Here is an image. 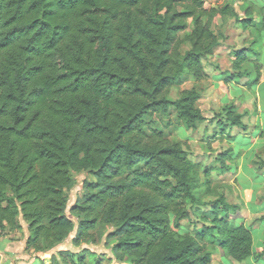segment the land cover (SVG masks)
<instances>
[{
  "label": "trees",
  "instance_id": "obj_1",
  "mask_svg": "<svg viewBox=\"0 0 264 264\" xmlns=\"http://www.w3.org/2000/svg\"><path fill=\"white\" fill-rule=\"evenodd\" d=\"M226 14L204 0H0L2 235L21 233L25 224V250L46 255L74 232L79 248L112 227L105 241L114 264H211L215 250L231 264L262 261L264 249L255 255L240 207L224 196L199 217L201 230H181L191 208L203 204L196 192L202 164L156 127L171 110L187 131L207 122L197 105L202 89L169 95L208 78L204 62L220 45L212 25ZM261 18L239 23L259 37L264 12ZM189 21L193 28L182 38ZM249 55L260 53L236 51V73L222 74L226 84L245 77L246 86L259 84V61L253 79L243 69ZM246 114L225 105L221 123L247 130ZM81 172L93 180L83 181L69 208ZM203 175L209 184L210 169ZM91 253L60 250L51 261L88 264Z\"/></svg>",
  "mask_w": 264,
  "mask_h": 264
},
{
  "label": "rangeland",
  "instance_id": "obj_2",
  "mask_svg": "<svg viewBox=\"0 0 264 264\" xmlns=\"http://www.w3.org/2000/svg\"><path fill=\"white\" fill-rule=\"evenodd\" d=\"M204 1L207 9H227V14L223 17H216L212 25V29L220 38V45L215 50L213 56L204 62L208 78L197 84L193 80H188L182 86L172 89L169 98L176 100L182 91L192 89L195 86L202 89L203 97L197 105L208 120L206 123L200 125L197 130L187 131L177 120L174 111L171 110V119L160 120L158 122L159 117H157L158 124L156 127L163 129L171 141L181 142L193 162L202 164L196 192L203 204L191 208V220L183 221L181 223V230L192 234L201 230L204 222L199 217L210 211L211 204L214 201L224 196L228 204L238 205L240 207L239 216L241 217V222H245L246 226L252 231L254 235L255 255H258L263 251L260 244L264 241V213H255V208L253 209V207L243 205L238 201L239 189L244 190L249 186L257 188L259 186L258 184L263 180L257 176L252 177L250 175L248 162L253 158L252 154L254 155L252 148L255 147V140L258 139L259 141L257 147H264V133L262 132L264 128L259 127V129H255V126H259L260 124L259 116L264 120V110L261 115L255 116L253 119L251 117L256 111L254 112V109L252 110V116L244 120L247 130L239 127H231L230 125L224 126L221 121L225 119L222 115V109L225 105L233 103L241 105L240 108H242V100L236 99V82L231 84L224 82L226 74L236 73L233 70L235 60L233 55L236 51L249 48L258 50L260 53L259 57L253 58L252 55H249L248 57L251 61L246 62L243 69L251 71V79H253L255 77L253 60L255 59L262 64V75L264 74V30L261 32L259 38L255 29L249 28L245 30L239 23L243 19H253L256 24L261 23V14L264 12V0ZM247 9L253 10L251 16L245 14ZM192 28V21H189L188 30L180 34V36L184 38L185 35L191 32ZM188 49L189 45L185 44L182 51L184 52ZM224 73L225 75H222ZM247 81L248 78L245 77L241 79L240 83L243 84ZM260 99L264 107V88L262 89ZM220 115L222 116L220 117ZM169 121L171 125L165 127V123ZM222 155L223 157L221 158ZM261 156L258 155V160L254 163L261 164L264 161V151L261 153ZM244 158L245 161L243 162L245 164L242 162ZM241 162L242 165H245V168L241 176L238 177L236 174ZM205 168L210 169L209 177L211 182L209 184L204 179L203 172ZM227 168L230 169L228 172H226ZM75 177L77 185L69 192V208L81 195L83 181L85 179L93 180L92 176L87 172L78 173ZM260 197L262 201L264 194H260ZM262 209L264 211V206H262ZM67 213L77 222L69 210ZM111 231H113L112 227L102 228L100 232H97L95 241H87V243L82 244L79 248L75 247L72 242L76 234L74 232L69 240L55 249L51 254L42 255L33 253L36 256L33 264H52V256L56 255L60 250L79 253L85 249L92 252L86 258L88 264H114L111 260L113 257L111 246L105 241L107 234ZM100 233L102 234V238H99ZM15 237L19 238L17 235ZM17 263H26V261L19 259ZM211 264L231 263L224 257L220 250H215ZM241 264H264V259L258 261L253 257Z\"/></svg>",
  "mask_w": 264,
  "mask_h": 264
},
{
  "label": "crops",
  "instance_id": "obj_3",
  "mask_svg": "<svg viewBox=\"0 0 264 264\" xmlns=\"http://www.w3.org/2000/svg\"><path fill=\"white\" fill-rule=\"evenodd\" d=\"M243 79V78H242ZM241 80L239 83L236 82V99L242 100V108L241 105L238 106V112L240 114L247 113L244 120L252 116V110L254 109V115L251 117L252 119L255 116H259L263 113L264 107L261 102L262 89L264 88V74L262 75V79L257 85L246 86V83L241 84ZM260 124L259 126H255V129L264 128V120L259 116ZM243 120V121H244ZM256 120V119H255ZM264 133V131H262ZM258 139L254 141L255 147L252 148L253 158L248 162V169L250 170V175L257 176L262 178L261 182L258 184L259 186L253 188V186H249L246 189H239V203L255 208V213H264L262 206H264V199L260 200V194H264V166L261 164L254 163L257 161L258 155L260 157L261 153L264 151V147H257ZM262 159V158H261ZM245 161V158L242 159V162ZM239 165L236 176H241L244 171L245 165ZM244 163V162H243ZM245 164V163H244ZM247 167V166H246ZM237 180V179H236ZM260 197V198H259ZM241 206V205H240ZM251 210V209H250ZM253 211V210H251ZM19 236V238L15 236ZM30 233L27 229V226L24 224V230L21 233H13V232H5L2 235L0 240V264H33L34 258L33 252H27L26 249V241L29 237ZM261 249L264 248V241L261 242ZM33 258V259H32ZM26 261V263H17L18 260Z\"/></svg>",
  "mask_w": 264,
  "mask_h": 264
},
{
  "label": "built area",
  "instance_id": "obj_4",
  "mask_svg": "<svg viewBox=\"0 0 264 264\" xmlns=\"http://www.w3.org/2000/svg\"><path fill=\"white\" fill-rule=\"evenodd\" d=\"M1 238H2V232H1V230H0V240H1Z\"/></svg>",
  "mask_w": 264,
  "mask_h": 264
}]
</instances>
